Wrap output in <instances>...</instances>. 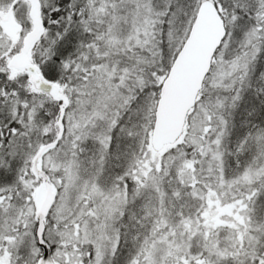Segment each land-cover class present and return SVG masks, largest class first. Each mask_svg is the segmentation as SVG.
I'll list each match as a JSON object with an SVG mask.
<instances>
[{
	"label": "snow or ice",
	"instance_id": "6c2138e0",
	"mask_svg": "<svg viewBox=\"0 0 264 264\" xmlns=\"http://www.w3.org/2000/svg\"><path fill=\"white\" fill-rule=\"evenodd\" d=\"M0 264H264V0H0Z\"/></svg>",
	"mask_w": 264,
	"mask_h": 264
}]
</instances>
